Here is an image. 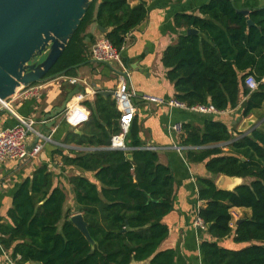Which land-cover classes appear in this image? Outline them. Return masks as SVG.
<instances>
[{"label":"trees","instance_id":"obj_1","mask_svg":"<svg viewBox=\"0 0 264 264\" xmlns=\"http://www.w3.org/2000/svg\"><path fill=\"white\" fill-rule=\"evenodd\" d=\"M147 11L144 1L130 5L127 0H91L45 77L73 75L76 66L87 60L84 31L90 23L106 28L104 35L120 51L127 34L144 20ZM173 23L185 30L164 49L161 61L174 98L188 106L210 103L223 111L236 107L244 96V117L262 107L264 6L244 15L232 0H208L197 14L175 13ZM188 28L198 32L187 33ZM248 75L257 81L254 90L244 82ZM85 105L91 112L82 134L71 132L68 141L96 148L69 149V153L58 148L52 153L59 155L64 166L92 172L93 180L69 175L73 208L65 207L64 187L55 182L53 172L46 165L35 168L12 195L9 222H0V245L10 250L17 264H173L174 250L160 248L169 234L162 218L174 204L171 168L159 162L157 151L142 147L134 118L125 136L127 149L110 147L111 136L119 131V112L109 97L97 94ZM198 116L197 122L182 123L178 136L187 160L203 162L210 174L195 180L198 199L204 202L197 216L212 237L232 235L233 242L247 243L227 248L204 240L200 247L205 261L264 264V129L256 127L233 136L213 114ZM219 175L251 180L221 189L215 184ZM232 207L248 208L250 215L232 225ZM75 212L86 221L93 245L70 220Z\"/></svg>","mask_w":264,"mask_h":264},{"label":"crops","instance_id":"obj_2","mask_svg":"<svg viewBox=\"0 0 264 264\" xmlns=\"http://www.w3.org/2000/svg\"><path fill=\"white\" fill-rule=\"evenodd\" d=\"M127 1L130 5L144 1L148 10L144 20L127 34L121 51V62L127 69L129 88L134 94L133 101L136 107L134 122L139 129L138 136L142 147L157 148L159 162L168 165L175 177L173 210L162 218L169 228V234L160 248L174 250L173 264H207L200 247L202 241H217L218 245L227 248H240L247 243L233 242L232 235L216 239L207 232L206 228L201 229L194 224L198 209L204 204L198 199L195 180L197 176H210V174L206 171L203 162H190L183 151L179 153L173 148L174 144L179 143V135L172 133L170 127L176 122H197L199 113L147 102L142 100L141 96L149 94L165 99L174 96L173 85L166 78V68L161 61L164 49L185 30L174 26L173 16L175 13L182 12L197 14L198 7L208 0ZM232 1L237 9L248 11L264 6V0ZM98 26L93 22L86 27L84 41L88 45L87 60L76 66L73 75L48 78L36 85L28 86L25 89L33 90V93L29 95H23V90L18 89L6 100L10 109L17 115L32 118L36 122L33 125L34 130L45 137L49 136V140L44 142L42 149L34 157L22 161L6 160L0 163V222H9L7 211L12 206L14 191L18 184L25 177L31 176L33 170L40 165H46L53 172L55 182L59 181L64 187L67 196L65 207L73 208L72 194L67 182L69 175H84L93 180L92 172L64 166L59 155L52 152L58 148L63 149L64 153H69V149L76 151L95 149L96 147L80 146L73 141H68L71 139L69 134L71 132L82 134V125L91 112L85 105L86 102L92 103L97 94L114 101L113 94L102 95L100 92H114L121 73L118 64L97 61L89 53L92 42L103 34ZM71 78L76 79L75 83L70 82ZM77 85H79V91L84 94V99L80 102L82 107L80 110L85 114V118L81 122L74 123L66 121L63 114L56 115L54 112L61 106L67 93ZM244 98L241 96L234 108L213 113V118L225 123L233 136H240L256 127L264 129V104L244 117L241 106ZM71 100L74 101V95ZM0 112H2L0 128H9L16 124V117L11 111L0 107ZM243 125L245 129L242 131ZM26 141L31 146L37 141V135L30 133ZM221 144L225 145V143ZM223 149L227 150V146ZM218 177H215V182ZM240 179L242 183L245 178L239 177L235 180ZM250 180L251 178L249 182ZM231 213L233 225L236 224L237 219L248 217L250 209L232 207ZM0 264H17L11 258L10 250L4 249L1 245Z\"/></svg>","mask_w":264,"mask_h":264},{"label":"water","instance_id":"obj_3","mask_svg":"<svg viewBox=\"0 0 264 264\" xmlns=\"http://www.w3.org/2000/svg\"><path fill=\"white\" fill-rule=\"evenodd\" d=\"M90 2L91 0H0V104L18 89L50 78L45 75L79 26ZM239 12L247 15L249 11L239 9ZM248 24L251 25L252 21L248 20ZM98 28L101 32H106V28ZM186 32L198 31L188 28ZM77 92L79 85L67 93L54 113L61 114ZM100 93L112 95L114 92ZM244 129L245 125L241 130ZM250 131L242 133L248 134ZM127 156L131 158V154ZM238 178L219 175L215 184L221 189H231L236 184H229ZM242 219H237L235 223ZM70 220L93 245L94 241L82 214L75 213Z\"/></svg>","mask_w":264,"mask_h":264},{"label":"built area","instance_id":"obj_4","mask_svg":"<svg viewBox=\"0 0 264 264\" xmlns=\"http://www.w3.org/2000/svg\"><path fill=\"white\" fill-rule=\"evenodd\" d=\"M121 47L120 51L117 50L104 33L97 38L90 47V56L97 61L104 63H116L118 68L121 70L119 80L113 93L115 107L119 112L118 125L119 131L113 134L110 138V147L117 149H127L125 145V136L129 130V127L133 121L136 107L133 101V92L129 88L128 72L124 64L121 62ZM76 79L71 78L70 82L75 83ZM245 84L250 90L257 88V81L252 75L246 76L244 80ZM26 87L20 88L23 90V95H29L33 93L32 89H25ZM142 100L147 102H153L157 104H165L168 107H177L189 111H194L202 114H213L218 111L211 105L207 104H195L188 106L184 101L172 98H162L160 96L143 94ZM84 94L77 92L74 95V101L70 100L66 106L63 114L64 118L68 122L78 123L84 120L85 114L80 110V102L83 101ZM1 108H7L16 117V124L9 128H0V163L6 160H25L29 157L37 155L43 147L45 141L49 140V136L45 137L41 133L34 130L33 125L36 123L32 118H24L13 112L8 103L5 101L0 104ZM82 108V107H81ZM44 121H42L43 123ZM172 133L179 135L182 131V123L176 122L170 127ZM30 133L37 135V141L31 146L27 144L26 138ZM173 148L177 152H182L185 147L179 144H174ZM147 149L155 150L157 148L148 146ZM194 224L201 229L206 228V224L203 220L196 216Z\"/></svg>","mask_w":264,"mask_h":264},{"label":"rangeland","instance_id":"obj_5","mask_svg":"<svg viewBox=\"0 0 264 264\" xmlns=\"http://www.w3.org/2000/svg\"><path fill=\"white\" fill-rule=\"evenodd\" d=\"M45 80H46V79H45ZM249 179H250V178H245V179L242 180V182H245V183L247 182V183H248V182H249ZM238 182L240 183V182H241V179H240V180H234V181H233L232 183H230L229 185H231V184H237ZM67 193H68V192H67ZM235 215H238V214H235Z\"/></svg>","mask_w":264,"mask_h":264}]
</instances>
